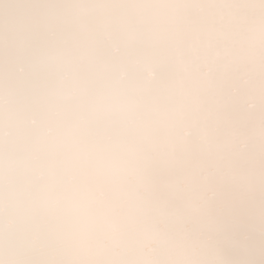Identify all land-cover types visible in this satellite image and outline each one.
<instances>
[{
    "label": "bare ground",
    "instance_id": "obj_1",
    "mask_svg": "<svg viewBox=\"0 0 264 264\" xmlns=\"http://www.w3.org/2000/svg\"><path fill=\"white\" fill-rule=\"evenodd\" d=\"M0 264H264V0H0Z\"/></svg>",
    "mask_w": 264,
    "mask_h": 264
}]
</instances>
